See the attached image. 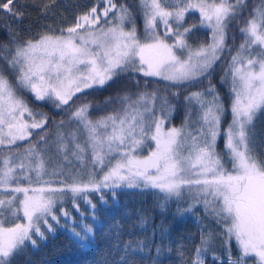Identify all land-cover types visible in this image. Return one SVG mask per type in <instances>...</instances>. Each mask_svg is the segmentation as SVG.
<instances>
[{"label":"snow or ice","instance_id":"snow-or-ice-1","mask_svg":"<svg viewBox=\"0 0 264 264\" xmlns=\"http://www.w3.org/2000/svg\"><path fill=\"white\" fill-rule=\"evenodd\" d=\"M57 3L0 0V31L8 37L0 43V264H13L28 247L37 249L38 240L56 232L53 223L63 218L71 224L72 211L63 207L68 201L76 211L83 201L95 217L91 196L107 203L106 193L115 199L117 189L154 190L162 210L170 201L187 199L188 207H178L177 214L203 206L226 237L224 254L213 252L212 264H264V150L254 131L264 114V0L251 8L249 0H137L134 6L94 0L82 10L76 6L72 23L59 34L47 25L49 31L27 40L6 22H22L25 13L18 9L27 7L49 16ZM136 12L148 42L138 37ZM196 12L199 21L185 27L187 16ZM233 25L241 36L235 53L227 42ZM201 29L209 31L208 41L194 46L190 39ZM226 52L231 58L221 82L229 85V109L210 79ZM137 73L165 81V94L125 86L101 104L76 103L90 90ZM205 78L207 87L184 97L182 124L166 127L175 111L167 90ZM24 92L68 113L56 122L52 139L47 114L33 110ZM90 109L110 110L92 119ZM18 142L27 147L19 149ZM139 223L146 229L147 217ZM110 227L116 243L97 264H139L137 257L151 251L147 239L125 241L121 248L119 223ZM205 227L200 225V242L190 256L183 246L177 250L180 264H207L213 236ZM71 233L82 247L95 236L89 224L80 231L72 227ZM156 251L159 255L160 245ZM112 254L119 259L110 260Z\"/></svg>","mask_w":264,"mask_h":264},{"label":"trees","instance_id":"trees-1","mask_svg":"<svg viewBox=\"0 0 264 264\" xmlns=\"http://www.w3.org/2000/svg\"><path fill=\"white\" fill-rule=\"evenodd\" d=\"M46 2V0H45ZM120 2V0H118ZM130 6H134L137 0H126ZM253 2L258 3L259 0H249V8ZM23 3V0H18ZM94 0H58L55 8L50 10L49 16H41L39 7H27L18 9L24 11V19L20 23H11L13 29L20 32V39H35L41 33L49 31L47 25H51L57 30L67 27L72 23L75 13L82 10L85 5L91 6ZM136 15V27L139 34L143 35L144 25L142 24V15L138 12ZM247 15V14H246ZM246 18V17H245ZM199 21V13L189 14L186 18L185 27ZM3 23V22H0ZM210 33L207 29H201L194 33L190 39V43L194 46L200 42H207ZM234 38V41H233ZM7 35L0 31V43H6ZM228 44L232 46V53L241 42V36L238 27L233 25L229 30ZM231 55L225 53L222 60L215 65L211 74V83L214 84L224 100L225 108L230 107L229 85L221 82L224 75V69L227 67ZM14 79V77H13ZM147 81V83H145ZM165 81L158 77H144L142 74H135V78L124 76L116 80L110 85L97 90H90L86 97H81L76 101L77 104L83 102H92L94 105L101 104L107 97L115 96L125 86L131 92L158 90L161 94H165ZM208 78H205L200 84L195 86H181L179 88H169L167 94L170 101L175 105V111L172 115L171 122L179 124L180 115L185 113L186 102L184 97L191 91H196L201 87H207ZM172 92H177L175 97L171 96ZM29 106L48 116V130L52 133L49 139H52L56 130V122L67 119L68 113L55 108L47 101H36L30 92L21 93ZM107 110L90 109V116L95 119L105 115ZM195 117V114H194ZM230 120L229 111L226 113L223 125L226 127ZM183 119L181 120V122ZM75 127V125H72ZM66 130H68L66 128ZM254 131L257 133V147L264 150V114H261L255 123ZM37 136L33 135L31 141L35 142ZM224 146L223 138L218 140V150H222ZM19 149L27 147L26 142H18ZM143 154H147V150ZM54 165L49 164L51 169ZM47 178V177H46ZM118 195L114 199L111 192L106 193L107 203L99 200L98 194H93L91 199L97 205L95 217L92 215V209L83 201L80 202V209L76 211L72 209L71 201H68L63 207L72 211L73 222L66 224L62 218L60 224L53 223L56 232L46 233V241H37L38 248L28 247L22 254L17 255L13 259V264H97L102 253L110 252L108 245L116 243L115 229H111V225L119 223L120 227V247H123L125 241H139L147 239L150 241L151 251L147 249L143 254V258L137 257L139 264H180L177 250L183 246L185 254L190 256L195 246L200 242V225H205V233H212L213 241L208 253L207 264H212L211 255L213 252L223 255V245L226 239L223 234V225H217L214 220L209 218L203 209V206H197L192 212L177 214V208H187L189 201L184 199L180 202L170 201L162 210L159 207L161 197L155 194V191H141L139 189H117ZM59 213V209H57ZM147 217L146 229L141 228L140 217ZM22 222V221H21ZM83 224H89L93 227L95 236L93 243L89 246L82 247L74 242L72 238L71 228L75 227L77 231L81 230ZM155 230V232L153 231ZM36 237H34L35 239ZM160 245L162 251L157 254L156 246ZM233 251L235 252V240H232ZM171 249V251H168ZM110 260L119 259L118 254L109 255ZM248 264H252L250 260Z\"/></svg>","mask_w":264,"mask_h":264},{"label":"rangeland","instance_id":"rangeland-1","mask_svg":"<svg viewBox=\"0 0 264 264\" xmlns=\"http://www.w3.org/2000/svg\"><path fill=\"white\" fill-rule=\"evenodd\" d=\"M142 24L144 25V23H143V18H142ZM127 27H131V25H128ZM144 27V26H143ZM137 34H138V37L140 38V40H141V42H148L146 39H145V32H144V29H143V35H141V34H139V32L137 31ZM230 103H231V101H230ZM230 108V107H229ZM184 115H185V113H183V115H180V118L178 119V121H179V124H174V123H172L171 122V120L169 121V122H166V127H179L181 124H182V122H181V120L182 119H184ZM229 115H230V120H231V113H230V110H229ZM193 118H195V117H193ZM229 120V121H230ZM228 167H230V165H228ZM23 222V221H22Z\"/></svg>","mask_w":264,"mask_h":264}]
</instances>
